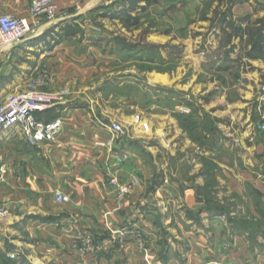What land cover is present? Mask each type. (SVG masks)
Returning <instances> with one entry per match:
<instances>
[{
  "label": "rangeland",
  "instance_id": "obj_1",
  "mask_svg": "<svg viewBox=\"0 0 264 264\" xmlns=\"http://www.w3.org/2000/svg\"><path fill=\"white\" fill-rule=\"evenodd\" d=\"M137 4L142 10L132 13L139 18L135 26L116 18L120 7L93 10L76 18L70 25L75 36L57 45L52 35L61 30H52L50 36L44 32L49 51L63 44L57 53H44L41 44L37 50L23 46L8 62L33 64L25 86L41 79L46 84L42 91L65 90L68 97L88 104L98 120L122 125L124 138L135 134L137 139L128 143L143 155L154 179L160 176L167 187H176L170 196L193 192V208L176 207L196 229L216 234L224 246L239 238L252 255L264 256V132L259 133L264 56L250 66L227 61L232 45L215 26L223 14L245 15L244 7L230 9V0ZM38 21L40 27L52 23ZM246 73L258 77L248 82ZM242 91L255 98L248 105L246 123L232 117L235 112L247 115V106L234 107L244 103ZM11 94L1 95L0 105ZM136 117L149 132L132 129ZM6 250L0 252V264H30L33 259L53 264L49 255L10 246ZM78 251L97 252L81 246Z\"/></svg>",
  "mask_w": 264,
  "mask_h": 264
},
{
  "label": "crops",
  "instance_id": "obj_2",
  "mask_svg": "<svg viewBox=\"0 0 264 264\" xmlns=\"http://www.w3.org/2000/svg\"><path fill=\"white\" fill-rule=\"evenodd\" d=\"M119 1L55 0L56 19L49 27H40L39 21L29 18L31 0H0V15L26 18L33 29L31 33L34 31L21 45L11 49L14 52L0 53V96L25 88L33 64L15 66L8 62L20 48L37 50L44 45L42 51L53 55L63 44L53 47L50 52L44 38L48 31L52 28L61 30L75 23L80 15L103 10ZM255 1L264 4V0ZM252 2L241 0L230 9L244 7L245 15H249L253 13ZM263 15L264 11L260 10L253 19ZM243 16L238 14L233 18ZM215 26L225 35L224 24L218 21ZM229 42L232 50L225 56L233 64L250 66L251 62L264 56V51L256 58L245 56L248 48L245 36L242 43L239 38H229ZM256 77L258 74L243 76L248 82L255 81ZM240 96L244 103L234 107L247 106V115L241 117L235 112L232 117L246 123L248 105L254 97L244 91ZM37 118L43 121L61 119L62 131L55 142L30 144L18 129L0 135V170L5 171L3 175L0 173V209L6 211L5 216H0V252L10 246L22 252L49 255L53 264H264V256L252 255L239 238L233 237L224 246L226 242L217 240L216 234L196 229L177 211V203L188 208L195 206L193 192L185 190L179 196L171 197L170 191L176 192V187H167L166 179L162 183L160 176L154 179V172L143 155L128 143L137 139L135 134L120 140L121 148L129 151L131 158L115 171L107 151L94 145L96 141L109 139L104 128L106 122L98 120L88 104L78 103L70 96L55 108L37 114ZM137 129L145 134L141 126ZM259 131L262 134L263 131ZM252 136L249 134L251 139ZM111 173L123 182L132 176L139 178L138 187L121 202L116 200L107 184ZM55 191L68 196L69 202L55 203ZM126 229L141 234L143 248L127 237H120ZM84 237L102 243L95 254L78 251L81 246L78 238ZM37 263L34 259L30 262Z\"/></svg>",
  "mask_w": 264,
  "mask_h": 264
},
{
  "label": "built area",
  "instance_id": "obj_3",
  "mask_svg": "<svg viewBox=\"0 0 264 264\" xmlns=\"http://www.w3.org/2000/svg\"><path fill=\"white\" fill-rule=\"evenodd\" d=\"M57 17L55 0H31L29 6V18L33 20L43 19L52 22ZM31 31V24L26 18H16L10 15H0V53L9 51L21 45ZM46 84L41 79L32 80L24 90L9 95L0 105V135L18 129L30 144L53 143L62 131V121L59 118L51 121H43L37 118V114L46 112L63 103L69 96L65 90L58 92L42 91ZM133 126H141L143 132H147L148 126L142 123L139 117L132 122ZM110 137L105 141H96L95 147L106 150L110 164L114 170H119L129 163L131 154L121 148L120 140L125 136V129L119 123L105 124ZM259 129L264 132V119ZM1 175L5 174L3 168ZM108 186L115 194L117 201L121 202L130 196L139 185V178L132 176L123 182L115 173H111L107 180ZM54 201L57 204L69 202V197L61 191L54 192ZM6 211L0 209V216H5ZM120 237L129 238L139 248L144 247L141 234L134 229L124 230ZM81 249L86 252L99 250L102 243H97L89 237L78 238ZM221 264V263H219Z\"/></svg>",
  "mask_w": 264,
  "mask_h": 264
},
{
  "label": "trees",
  "instance_id": "obj_4",
  "mask_svg": "<svg viewBox=\"0 0 264 264\" xmlns=\"http://www.w3.org/2000/svg\"><path fill=\"white\" fill-rule=\"evenodd\" d=\"M139 1L140 0H120L119 2L103 7L102 9L106 11L115 9L116 6L120 7V11L116 14V18L127 25L135 26L139 22V18L137 16L138 14L133 16L132 13H139L137 11L142 10V8L138 7L137 3ZM239 1L241 0H230V6ZM252 1V14L236 18L223 14L219 17V22L225 26L222 30L228 38L227 42H229V38H239L240 43H242L243 37H246V47L248 48H246L245 56L248 58H256L264 51V15L261 18L253 19L255 13L260 10L264 11V4H260L255 0ZM219 2L223 3V0H219ZM51 32L52 29L47 32L46 36L52 35ZM72 36H75V32L70 26L61 29L58 36L52 35V37H54L53 46L57 45L62 38Z\"/></svg>",
  "mask_w": 264,
  "mask_h": 264
}]
</instances>
